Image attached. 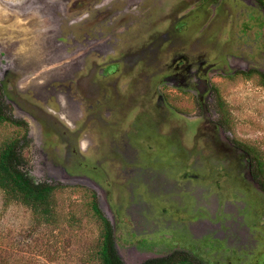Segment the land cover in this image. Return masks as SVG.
<instances>
[{
	"label": "rangeland",
	"instance_id": "obj_1",
	"mask_svg": "<svg viewBox=\"0 0 264 264\" xmlns=\"http://www.w3.org/2000/svg\"><path fill=\"white\" fill-rule=\"evenodd\" d=\"M252 2L0 0V95L29 124L25 169L62 187L57 226L0 190V264H95L94 193L128 264L174 243L205 264H264V190L236 146L264 155V83L244 72L264 70V40L242 30L264 21ZM186 55L204 68L165 80ZM21 132L0 125V144Z\"/></svg>",
	"mask_w": 264,
	"mask_h": 264
},
{
	"label": "trees",
	"instance_id": "obj_2",
	"mask_svg": "<svg viewBox=\"0 0 264 264\" xmlns=\"http://www.w3.org/2000/svg\"><path fill=\"white\" fill-rule=\"evenodd\" d=\"M259 1L264 4V0ZM259 75L264 83V75ZM4 124L15 125L22 130L21 134L7 138L0 144V190L5 203L20 202L33 211L38 225L46 223L57 226L59 215L56 194L62 187L48 181H38L25 169L27 160L23 149L29 140V124L24 119L15 117L0 95V125ZM237 145L251 157V169L264 190V155L256 147ZM91 209L101 220L103 231L98 243L91 249L89 260L95 264H128L116 249L113 225L100 209L95 193L92 194ZM178 253L150 258L141 264H201L190 254Z\"/></svg>",
	"mask_w": 264,
	"mask_h": 264
},
{
	"label": "flooded vegetation",
	"instance_id": "obj_3",
	"mask_svg": "<svg viewBox=\"0 0 264 264\" xmlns=\"http://www.w3.org/2000/svg\"><path fill=\"white\" fill-rule=\"evenodd\" d=\"M191 1L192 2H194V1L195 2H197V1L205 2V0H191ZM244 1H247V2L253 1L252 3H255V4L258 3L260 5V7L262 6L263 9H264V4L261 3L259 0H244ZM80 5H81V3L79 2V3H77V5L75 4V7H78ZM250 19H251V21L254 20V23H251V24H248V25L247 24H244V26L242 27V30H243V32H245L247 34H250V35L251 34H254V37H253L254 43H258L259 42L258 41L259 39H257V37L260 38V39L262 38L264 40V21L256 20V19H253V18H250ZM86 23L89 24V26H90L89 29H87L88 33L90 34L94 30V27H96V22L94 20H92V19H89V20L86 21ZM92 23H93V26H94L93 28L91 26ZM76 26H77V29L74 28V33H76V34H78V33L80 34L87 27V25H85V24H84V26H85L84 29L80 26V24L79 25H76ZM186 57H187V55L186 56H182V57L178 58L177 60L175 59L176 61L174 60L175 62L172 65V69L174 70V72L172 74H170L168 77H166L165 80H170V82H172L174 84H177V80H179L181 83L184 82V80L185 81L188 80L189 78H191V80H193L195 71H192V67L194 65H197L198 66V69L197 70L196 69H193V70H196V73H199L201 71L202 67L204 68V63H203L204 61H201V60L198 62V64L196 62H193V64H188L187 65V63H185ZM245 68H247V69H244V72L245 73H250L251 71H258L259 74H263L264 75V70L263 69H260V68H250V67H245ZM207 69H208V67L205 68V70H207ZM182 71H184V73ZM187 76H188V78H187ZM188 85H189V83H188ZM200 87L202 89L203 86L201 85ZM220 127H219V129H220ZM236 146H237V149L240 151L241 148L238 145H236ZM250 159H251V157H250ZM250 174H251L250 175L251 176V179H250L251 183H253L254 185H259L257 179L255 178V175H254L253 171H251ZM159 239H161V245L162 246H164V247L171 246L170 244L167 245V241H166L167 239H166V237L164 238L162 235H159ZM140 240L143 241L144 238H142ZM151 241L152 240H150L149 243ZM155 241H153V242H155ZM162 242H164V243H162ZM149 245H150V247H152L155 244L151 243ZM171 248L174 249V252L173 253H175V251H177L175 249L176 248H179V245L177 243H174V244H172ZM194 253H195V250H193L192 254L194 255ZM193 257L198 258L196 255H194ZM200 260H201L200 261L201 264H205V262L202 259H200Z\"/></svg>",
	"mask_w": 264,
	"mask_h": 264
},
{
	"label": "bare ground",
	"instance_id": "obj_4",
	"mask_svg": "<svg viewBox=\"0 0 264 264\" xmlns=\"http://www.w3.org/2000/svg\"><path fill=\"white\" fill-rule=\"evenodd\" d=\"M22 1H23V0H22ZM37 6H38V5H37ZM21 8H22V7H21ZM37 31H38V30H37ZM37 31H36V32H37ZM42 31H43V29H42ZM40 33H42V32H41V31L38 32V33L36 34V36H37V35L40 36V35H39ZM49 33H50V31H49ZM41 38H42V37H41ZM43 39H44V38H43ZM43 41H44V40H43ZM45 52H46V51H45ZM34 65H36V64H34ZM34 65H33V64H30V68H29L28 70H26V71H27V72H31L30 70L33 71V69H34L35 67H36V68L38 67V66H35V67H34ZM35 70H36V69H35ZM42 93H43V92H42ZM45 93H46V92H45Z\"/></svg>",
	"mask_w": 264,
	"mask_h": 264
}]
</instances>
